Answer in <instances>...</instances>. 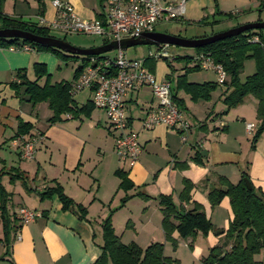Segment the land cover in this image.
I'll return each mask as SVG.
<instances>
[{"label": "crops", "instance_id": "1", "mask_svg": "<svg viewBox=\"0 0 264 264\" xmlns=\"http://www.w3.org/2000/svg\"><path fill=\"white\" fill-rule=\"evenodd\" d=\"M24 1L30 4V1ZM208 1L189 0L183 19L196 20L199 18L202 8ZM69 2L75 12L84 19L98 17L104 10L103 3H99L102 9L96 11L93 4L84 0H69ZM6 3L7 1H4L1 4L0 13L23 21L36 22L38 15H43L46 19H51L55 15V9L48 0H31L30 9H34V12L27 14L21 12L9 14L10 10ZM16 7H20V4L14 0L13 11H17ZM40 11L42 14H39ZM20 52L21 50L0 48V73L21 69L27 65L30 57ZM194 54L193 52V57ZM34 59V62L46 65V55L42 52H37ZM169 72L168 67L158 72L157 62L155 63L154 73L157 77L165 78ZM1 78L3 77L0 76ZM216 78L214 71L200 65L197 70L187 75L188 82L198 84L204 82L217 84ZM13 79L14 76L10 81ZM43 80L44 78L40 80V83ZM9 82L0 80V117L4 124V127L0 126V137L6 136L5 138L9 139L10 148L13 147L17 154L18 162L9 167H17L26 174L30 189L26 190L19 180L15 181L22 188L17 187L15 190L19 200L14 205V188L8 189L2 183L11 194L7 203V211L13 228L10 232L9 243L0 242V264H90L101 254L102 240L98 239V229L94 223L101 225L102 220L108 215L104 208H108V213L112 218V205H115L113 209L125 206L126 201L122 204L121 199L125 195L132 196L139 191L148 198L142 199L137 195L135 198L141 200L143 208L151 212L149 219H155L158 225H161L162 213L158 204V196L171 194L174 203L178 206V195L183 187L184 178L192 181L194 187L191 190L190 202L184 203L183 208L190 209L192 201L198 202L203 206L211 223L213 221L217 228H226L232 217L229 199L224 197L219 203L221 207H218V210H223L228 215L227 225L221 226L220 215L223 213L222 211L216 212L215 220H213L216 207H211L207 193L209 189L219 185L218 177L220 176L233 184L239 182L242 167L248 163L247 158L251 161L248 174L251 182L264 192V131L257 140L255 148L249 150L247 158L243 156L240 147L243 136L246 135L247 138V135L253 132H247L246 124L256 123L254 127L258 124L257 121L255 122L257 100L249 103L246 109L242 104L236 107L232 111L234 113L232 117L229 114H218L223 111L222 107L218 113L214 108H209L214 111V114L206 120L198 121L195 116H191V112L188 113L185 96L179 91L177 95L184 102L182 112L191 124L188 137L183 142L177 130L163 124L156 125L152 129L141 128L140 119L152 102L149 87H141L126 98V114L130 127L137 132L139 143L142 146L137 162L130 167L121 162L114 152V141L109 135L113 136L114 133L108 129L106 116L98 117L97 123L101 124L105 120L108 134H105L99 143L92 144L80 133L78 125L70 126V123H64L63 120L55 123L46 121L42 124L37 122L24 109L23 101L15 97L14 91L8 85ZM140 98L141 107L139 106ZM88 99H90L89 91ZM76 103L83 104L78 101ZM19 120L31 125L29 134L41 133V138L36 143L34 157L29 160L20 156L18 146L13 141ZM88 145H92L91 148L92 151L95 150L96 157L85 153ZM202 145L206 147V154L201 155L200 153L202 163H197L193 157ZM0 161L2 167L7 169L5 160ZM120 162L121 165H119ZM30 164H33L32 172H30ZM116 169L126 171L128 178L135 186L126 192L120 189L118 187L120 180L115 175ZM5 176L9 178L7 174L3 177ZM53 180L58 181L64 192L75 202L86 207L87 220H80L71 211L63 210L56 195L40 199L38 192L42 191L45 186L52 185ZM20 207L34 210L39 213V216L23 224L18 213ZM96 209H98L97 212ZM17 233L20 234V238H17ZM162 233L164 234L163 229ZM172 236L179 242L180 237L176 232H173ZM2 238L3 230L0 220V239ZM216 242L219 243V240L217 239ZM231 244V240L225 241L223 250L230 249Z\"/></svg>", "mask_w": 264, "mask_h": 264}, {"label": "trees", "instance_id": "2", "mask_svg": "<svg viewBox=\"0 0 264 264\" xmlns=\"http://www.w3.org/2000/svg\"><path fill=\"white\" fill-rule=\"evenodd\" d=\"M3 1L0 0V8ZM104 1L99 0V3L102 4ZM39 14H42V12L40 11ZM98 17H100V14ZM0 28L20 29L39 36L52 37L50 29L41 25L38 20L36 22L23 21L2 13H0ZM23 44L30 45L36 52L50 51L65 59L81 57V64L74 69L71 80H60L51 83L49 81L50 74L47 72L45 64L34 62L35 78H29L24 68L17 69L14 79L8 83L9 87L17 94L23 88L25 98L29 102L46 101L48 108L52 111V115L47 120L49 123L61 121L66 114L71 117L81 114L89 115L94 107L91 100L88 99L83 104L78 105L73 98L74 94L71 88L72 80L78 77L89 55H71L54 47L21 38L0 37V48H16L21 47ZM193 50L195 54L209 53L216 63L222 65L226 73L227 79L223 83L227 87L223 98L224 113L227 112L228 108L241 102L247 94H252L257 100L256 118L258 124L256 128L254 127L251 138V148L254 149L257 140L264 131V30L248 29L237 35L193 48ZM246 58H253L255 69L252 74L246 76L244 81H240L239 72L242 70ZM193 59L194 57L188 54L177 55L173 58V60L184 62L182 73L175 76L171 89L172 99L181 111H184V102L177 95L179 91H184L194 100L208 99L211 90L216 87V83L212 82L202 84L188 82L187 75L199 68V64ZM155 63L154 59L147 60L146 66L154 72ZM167 67L170 72L166 75V78L171 79L174 69L168 63ZM42 78L44 80L40 83ZM30 129L31 125L29 123L19 120L13 138L35 135L36 133H28ZM108 129L111 131L109 127ZM193 160L202 163L199 151L195 153ZM5 174L9 176L10 183L19 180L26 190L30 187L28 186V177L22 170L17 167H8L7 169L2 167L0 169V220L3 230V238L0 239V242L8 244L13 226L7 211V203L11 194L1 182V177ZM115 175L120 180L118 187L125 192L135 186L123 169H116ZM245 179L251 183L250 189L246 186ZM182 184L183 187L178 195V206L174 203L171 194H160L158 196V204L162 213L161 225L166 240L175 246L177 241L172 236L173 232H176L181 238H187L195 236L198 232L207 234L209 231H213L216 235L224 234L226 238L232 241V244L228 250H223L222 245L211 246L207 255L203 257L202 264H261L260 261L254 260L253 255L264 247V192L260 187L253 185L248 172L242 170L241 178L235 184L229 182L225 177H218L219 185L212 187L207 193L211 207L219 204L224 197L229 199L232 217L226 228H214L203 206L198 202L192 201L191 208L184 209L183 204L189 203L191 200V190L194 183L184 178ZM38 195L40 199L56 195L62 204L63 210L71 211L80 220H87L86 207L68 196L58 181L53 180L52 185L45 186L42 191L38 192ZM133 195H137L142 199L148 198L147 195L139 191ZM130 197L131 195H125L121 199V203L123 204ZM101 240V254L90 264H179L177 258L165 255L162 242H151L145 248L139 247L135 242L124 243L120 236L115 233L111 223V214H108L101 222Z\"/></svg>", "mask_w": 264, "mask_h": 264}, {"label": "rangeland", "instance_id": "3", "mask_svg": "<svg viewBox=\"0 0 264 264\" xmlns=\"http://www.w3.org/2000/svg\"><path fill=\"white\" fill-rule=\"evenodd\" d=\"M4 1H7L6 4L10 10L8 11L9 14H14L18 12L27 14L34 12V9H30L32 7L31 0H28L30 1V4H27L24 0L23 1L17 0V4L18 2L20 4V7H16L17 11H13L12 8V4L14 3V0H4ZM84 1L93 4L96 11L98 10L100 11V9H102L101 5L99 4V0H84ZM3 12L6 11L3 10ZM201 12H202L201 16L196 20L179 19L176 21L161 23L156 27V32H165L182 38H195V37L212 35L245 23L256 22V21L264 22V0H209L208 3H206V6L202 8ZM50 35L54 38L64 40L65 42H68L72 46L79 48L97 47L105 43L104 38L97 35L74 34V33L65 34L58 30H50ZM159 47L160 46H156V45H135L124 49V51L127 57L129 58L142 59L144 57H147L149 53H156L159 50ZM3 49H9V48H3ZM164 50L169 52L173 58L177 55H181V56L186 54L192 55L194 52L193 48L180 47L171 44L164 47ZM115 52H116L115 50H110L105 54L113 55ZM20 53H25L30 57L27 65L24 66V69L26 70L27 76L29 78L31 79L35 78L33 64L37 52L32 49L31 51L21 50ZM42 53L46 55L47 60L45 67L47 72L50 74L49 81L51 83L55 81H60L62 79L71 80L74 69L79 64H81V60H82L81 57H78L76 59L74 58L65 59L50 51H42ZM173 58L155 59V61L157 62L158 72L161 71V69L163 70L167 68V63L172 66V69H174L170 79L172 81V85L175 76L182 72V68L184 66L183 61L173 60ZM254 69H255V62L253 58H246L243 62V68L239 72V80L244 81L246 76L253 73ZM16 70L17 69H14L13 71L1 72L0 76H2L3 78H1L0 80L9 82L12 79V77L15 75ZM226 89L227 87L225 84L221 85L217 83L216 87L211 90L208 99L194 100L190 98L188 95H186L184 91H181L180 93L185 96L186 102L188 104L187 106L188 113L190 114L191 112V116H195L198 121L199 120L203 121L206 120L210 115L214 114V111H211L210 109L214 108V110H216L217 113L219 112V109L221 107L225 109L223 98H224V93L227 91ZM14 93H15V97L19 98L20 101H23L22 103L25 104L24 109L40 124L46 122L48 118L52 115V111L48 108L46 101H38L36 103L27 101L24 95L25 93L23 88L19 90L18 94L16 92ZM87 96H88V91L81 90V91H77L73 97L74 100L78 101L79 103H84L87 100ZM254 100L256 101L255 97L252 94H247L243 98V100L239 102L237 105L228 108L226 113L223 112L224 111L223 109V111L219 112L218 114L221 115L229 114L231 115L230 117H232L234 114L232 111L236 107L242 104L244 105L243 106L244 109H246L248 108V104L252 103V101ZM141 102L142 100L140 98L139 99L140 107L142 106ZM145 105L146 103L144 104V106ZM102 111L103 110L97 107H93L89 115L81 114L78 117H74V118L72 117L66 118V115H64L62 117L63 118L62 120L64 123H70V126L78 125L80 129V133L86 138H88V140L92 144L93 143L95 144L102 141L103 136L105 134H108L105 120L102 121L101 124L97 123L98 117L104 118L106 116L104 115V111L103 112ZM106 121L108 122L107 118ZM256 121L258 122L255 112V122ZM0 122H1L0 126L4 127L1 117H0ZM252 124L256 125V123H252ZM188 133H187V137H188ZM252 134L253 132L250 135H247V138L246 135H244L243 138L241 139L242 145L240 147L242 149L243 156L246 158L249 150H253L251 148ZM109 135L114 141V137L111 134ZM5 137L6 136H4L3 138L0 137V160H5L6 167L7 166L9 167L10 165H15L16 164L15 162H18V158L15 149L13 147L10 148L9 146V141H8L9 139ZM91 147L92 145L86 146L85 153H89L91 156L96 157V153L94 152L95 150L92 151ZM203 150H206V147H203L202 145V148L197 151L201 153ZM247 160L248 163H246L242 167V170H246V172H248L249 174L251 169V163L249 162L251 161L249 160V158H247ZM121 164L122 163L120 162L119 165ZM124 164L128 166L127 163ZM1 168H2V164L0 161V169ZM32 168H33V164L32 165L30 164V172H32L33 170ZM1 180L6 188L8 189L14 188L15 193H14L13 203L14 205H16L17 200H19V198L18 196H16L17 193L15 190L17 187L21 189L22 186H20V184L16 182L14 184L10 183L9 180L6 178V176L1 178ZM23 192L25 193L24 190ZM135 196L136 195L130 197L132 200L128 198L126 200L125 206L123 205L115 209H113L115 205H112L111 207L112 208L111 211H113L111 223L113 225V228L115 229V232L122 238L121 240L123 242L128 243L133 241L141 248H145L151 242H162L165 248L164 249L165 255L171 256L173 258H177L179 264H202V259L207 255L208 249L211 246L222 245L223 247L224 242L229 240L228 238L225 237L224 234L216 235L213 231H209L207 234H202L198 232L195 236H189L187 238L180 237L179 242H176V245L173 246L170 241L166 240L165 235L162 233V229H161L162 225H158L155 219L152 220L149 219L151 212H149L148 209H144L142 205L143 202L141 200H137ZM126 206H128V208ZM214 207H216V211L213 214V220H215L216 212L222 211L223 214L220 215V220L222 219L220 221V224H222L221 226H226L228 221L227 212L223 210H218L219 209L218 207H221L219 204L215 205ZM100 210L101 209H99V211ZM104 210L106 211L107 214H109L108 208H104ZM95 211L97 212L98 209H96ZM212 225L214 226V228H217L214 225L213 221H212ZM94 226L98 229V233H97L98 239L101 240V232H100L101 225L98 224L96 225L94 223ZM217 239L219 240V243L216 242ZM253 258L254 260H260L262 264H264V247L261 248L259 254L258 253L254 254Z\"/></svg>", "mask_w": 264, "mask_h": 264}, {"label": "built area", "instance_id": "4", "mask_svg": "<svg viewBox=\"0 0 264 264\" xmlns=\"http://www.w3.org/2000/svg\"><path fill=\"white\" fill-rule=\"evenodd\" d=\"M48 1L54 7L55 15L51 19L38 15L37 20L41 25L65 34L97 35L108 43L124 38H140L144 33L155 32L161 23L183 19L189 0H105L100 17L91 19L81 18L69 0ZM159 46L156 53H149L142 59L127 57L122 48L114 49L116 52L113 55H106L108 51L89 55L80 74L71 82L73 94L88 90L93 106L104 111L108 127L114 133V152L121 162L130 167L137 162L142 148L138 134L130 128L126 114V98L130 93L144 86L150 89L152 102L140 119L141 128L152 129L163 124L177 130L181 141L185 142L191 127L189 120L172 99V81L166 77L159 79L146 66L147 60L173 58L164 50L167 44ZM11 49L31 51L32 47L23 44ZM193 60L201 67L214 71L216 82L223 85L226 73L222 65L216 63L209 53H197ZM66 117L71 116L66 114ZM253 129L252 123L246 124L248 133ZM39 138L41 133L14 138V144L18 146L23 159L34 157ZM18 213L23 224L39 216V213L26 207H20ZM16 236L20 238L19 233Z\"/></svg>", "mask_w": 264, "mask_h": 264}, {"label": "water", "instance_id": "5", "mask_svg": "<svg viewBox=\"0 0 264 264\" xmlns=\"http://www.w3.org/2000/svg\"><path fill=\"white\" fill-rule=\"evenodd\" d=\"M248 29H263L264 22H250L238 25L236 27L227 29L222 32H218L212 35L195 37V38H182L165 32H151L144 33L140 38H124L119 41H110L101 46L91 47V48H79L72 46L64 40L54 38V37H44L39 36L29 31L13 29V28H0V37L1 38H21L26 41L35 42L43 45H48L54 47L63 52L69 53L71 55L77 56H87V55H98L110 50L117 48L126 49L135 45H162V44H171L180 47L186 48H197L213 43L217 40L224 39L226 37L237 35ZM206 152L203 150L201 155H205ZM246 186L250 189L251 183L249 180H244Z\"/></svg>", "mask_w": 264, "mask_h": 264}]
</instances>
